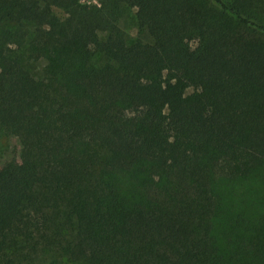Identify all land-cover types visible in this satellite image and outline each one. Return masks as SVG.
<instances>
[{"label": "trees", "instance_id": "obj_1", "mask_svg": "<svg viewBox=\"0 0 264 264\" xmlns=\"http://www.w3.org/2000/svg\"><path fill=\"white\" fill-rule=\"evenodd\" d=\"M0 128V264H264V0H0Z\"/></svg>", "mask_w": 264, "mask_h": 264}, {"label": "rangeland", "instance_id": "obj_2", "mask_svg": "<svg viewBox=\"0 0 264 264\" xmlns=\"http://www.w3.org/2000/svg\"><path fill=\"white\" fill-rule=\"evenodd\" d=\"M79 4L82 6H101V0H79ZM56 14L60 18H65L66 15L55 9ZM135 9H130L128 7L123 8V16L120 20V26L122 30L126 33V38L128 41L142 40L147 41V36L143 31H141L134 18ZM188 93L191 90L187 91ZM5 133L0 128V169L2 167L12 166L20 163V144L15 137H5ZM6 138V139H5Z\"/></svg>", "mask_w": 264, "mask_h": 264}]
</instances>
